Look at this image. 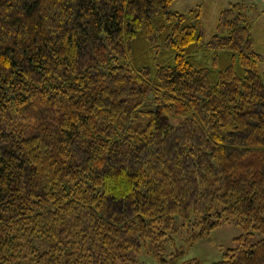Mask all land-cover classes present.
I'll use <instances>...</instances> for the list:
<instances>
[{
    "label": "trees",
    "instance_id": "obj_1",
    "mask_svg": "<svg viewBox=\"0 0 264 264\" xmlns=\"http://www.w3.org/2000/svg\"><path fill=\"white\" fill-rule=\"evenodd\" d=\"M173 1L0 0V264H202L167 248L231 220L243 234L210 264H264L246 6L205 40Z\"/></svg>",
    "mask_w": 264,
    "mask_h": 264
},
{
    "label": "rangeland",
    "instance_id": "obj_2",
    "mask_svg": "<svg viewBox=\"0 0 264 264\" xmlns=\"http://www.w3.org/2000/svg\"><path fill=\"white\" fill-rule=\"evenodd\" d=\"M230 2H241L246 6V16L252 25L251 37L253 40V50L262 57L259 70L264 71V0H174L170 6V11L187 13L197 8L204 30V38L208 40L215 32V24L219 12ZM243 234L235 221L223 223L214 228L206 238L199 239L192 245L185 243L184 236L177 237L175 245L167 248V255L178 249L183 251L180 259L182 262L195 259L202 264H210L219 261L223 252L227 249L235 248L236 238ZM261 237L255 233L251 241L255 242ZM168 258V257H167ZM132 264H161L156 261L145 249L134 258Z\"/></svg>",
    "mask_w": 264,
    "mask_h": 264
}]
</instances>
